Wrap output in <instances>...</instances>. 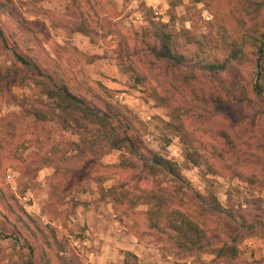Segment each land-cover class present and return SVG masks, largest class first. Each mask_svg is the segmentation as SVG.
<instances>
[{
	"label": "rangeland",
	"instance_id": "rangeland-1",
	"mask_svg": "<svg viewBox=\"0 0 264 264\" xmlns=\"http://www.w3.org/2000/svg\"><path fill=\"white\" fill-rule=\"evenodd\" d=\"M1 32L0 264H157L158 253L220 263L177 248L161 224L178 206L223 228L213 245L264 238V0H0ZM165 34L181 59L158 58ZM59 87L93 112L63 111ZM115 137L123 144L105 150ZM149 151L174 173H152ZM93 207L160 249L103 255L101 223L95 233L84 222Z\"/></svg>",
	"mask_w": 264,
	"mask_h": 264
},
{
	"label": "trees",
	"instance_id": "trees-1",
	"mask_svg": "<svg viewBox=\"0 0 264 264\" xmlns=\"http://www.w3.org/2000/svg\"><path fill=\"white\" fill-rule=\"evenodd\" d=\"M1 2H2V0H1ZM254 7L257 8V5L254 4ZM0 34H2V32ZM150 50L153 52V54H155V51H154V50H156L155 47H153L151 45ZM258 53H259L258 62H257V65L259 67L258 85L264 90V46L259 50ZM157 55H158V58L171 59V61H174V59H176V60L181 59V55L174 52V50L170 46V42H169V38L167 37V34H165V39L162 41L161 51H160V53H157ZM17 58L21 59L22 62H25L26 64L29 63V62L23 60L25 58L21 54H17ZM59 91H60V93H58V91L56 90V94L57 95L59 94L61 101L67 102L64 106H62L59 103V105H60L59 107H61V109L63 111H66L67 109L72 110L73 108H75L78 112H80V111L81 112L84 111L86 113H88V112L92 113L93 112V110H91V108H84V109L79 108V106L76 103L80 102V98L74 96V94H72L70 91L65 89V87H61V88L59 87ZM258 92H259V90H258ZM106 117L108 118V115H106V113H105L103 116H101V119L104 120ZM61 120H62L61 126L63 128H66V129L74 128L71 124H68V122L66 121V119L64 117H61ZM109 125H110V123H109ZM176 128H177L178 132H180L182 134L181 137L184 140L183 144L186 146V148L187 147L189 148V144H188L189 135H187L188 133H187L186 129L184 128L183 125L180 124V122H178V123L176 122ZM185 136H186V138H185ZM111 139L113 140L114 138H111ZM111 139L104 141V144L107 145L105 150H108L111 148H116V147H119L123 144L121 137H115V139L113 141H111ZM131 144L135 145V143L133 141L131 142ZM91 152H93L92 148L89 150V153H91ZM186 154L189 155L190 159H192L194 161L196 160L195 157H193L191 153L187 152V149H186ZM147 156H148V158H151L150 159L151 163H149V165H150V170L152 171V173L155 172V169L153 170V168L164 170V171H166L165 169H167L168 173H170V174L174 173V166L175 165L172 162L162 158L161 156L153 153L152 151H149ZM144 158H146V156H144ZM113 186H111L109 188V190L114 189L115 185H113ZM120 187H121V185H120ZM154 200H155V198H154ZM157 204H158L157 207L162 209L160 203H157ZM179 209L180 208L178 206L175 210L172 209L173 211H170V212L175 213L177 215V217H175L173 219V221H170L168 223L162 222V224H161L162 226L165 224V227L168 230L172 229L175 232L174 237L176 240H174V241L177 245V248L178 249H180V248L190 249L192 246H195L197 249V252H195L191 248L192 250L190 252L185 250V254L191 255L194 253V254L198 255L201 252L202 253L203 252H209V253L215 254V256H217V257L222 258L226 264H231V260H232L231 257L236 255L235 245L234 246L228 245L225 240L220 241L221 242L220 245H213L212 244V242L215 243L212 240L217 241V240H219V238L220 239L222 238V237H220L219 230L223 229V228L221 227L220 229H218V231H215L212 234L209 231V230H211L210 227H208L204 223L199 224L196 221H192L191 219L186 218L184 216V213L182 211H180ZM214 211H216V209ZM206 227H208V228L206 229ZM230 236H231V240L233 242L236 243V241H238V237L235 238V236H232V235H230ZM177 264H180V263L177 262Z\"/></svg>",
	"mask_w": 264,
	"mask_h": 264
},
{
	"label": "crops",
	"instance_id": "crops-1",
	"mask_svg": "<svg viewBox=\"0 0 264 264\" xmlns=\"http://www.w3.org/2000/svg\"><path fill=\"white\" fill-rule=\"evenodd\" d=\"M123 93L125 94L126 92H117V96H121V94ZM111 186L112 185H110V187ZM100 210H102V212ZM86 211L88 212V210ZM92 213L94 216L91 215ZM89 216L91 217V219L90 217L88 218L87 216L84 222H86L87 225L90 226V229H92V231L94 232L96 231V227H99V223H101V226L103 227L101 231L103 234H106L104 237L103 236L102 237L106 238V240H109L108 246H104L105 252L103 253V255H108L109 257L111 255L113 256L115 254L114 249L116 246L123 248V251L131 252L137 256H139L142 251L148 253V249L154 251L160 249L159 242H157L156 245L154 244V242H149L150 241L149 238L151 239L152 237L150 232L144 231L143 234H141L140 236L139 234L133 232L128 226L126 227V224L127 225L132 224L131 223L132 221L127 219L126 216L124 215L119 216L117 215V213L112 211V217L110 218L109 210H105L104 208L97 209V207H93L92 209H90ZM112 218L114 220H117L118 223L117 225V223L115 222V226H116L115 228H113L114 224L111 223ZM97 232L98 231H96L95 233ZM237 237H238V241L237 244L235 245V250H236V254L239 257H242L246 260H254L256 258H261V256L264 255V238H260L258 236L256 237L252 233L249 235L242 234ZM143 239H145L146 243L148 244L144 243ZM212 254L213 253H211V255L209 256L211 257ZM156 256L158 257L157 264H177V262L179 263L182 262L178 258H176V256H174L173 254L166 255L165 258H163L159 253L156 254ZM195 259H197L198 261L197 262L193 261ZM219 260L220 263L216 262L215 264H226L225 261H223V259H219ZM181 264H204V263H201L200 257H197L196 255H191L188 260H186L184 263ZM231 264H235V263H231Z\"/></svg>",
	"mask_w": 264,
	"mask_h": 264
},
{
	"label": "built area",
	"instance_id": "built-area-1",
	"mask_svg": "<svg viewBox=\"0 0 264 264\" xmlns=\"http://www.w3.org/2000/svg\"><path fill=\"white\" fill-rule=\"evenodd\" d=\"M6 177H7V178H10V177H11V174L7 173V174H6Z\"/></svg>",
	"mask_w": 264,
	"mask_h": 264
},
{
	"label": "water",
	"instance_id": "water-1",
	"mask_svg": "<svg viewBox=\"0 0 264 264\" xmlns=\"http://www.w3.org/2000/svg\"><path fill=\"white\" fill-rule=\"evenodd\" d=\"M264 44V41H263V43H262V45ZM262 45H261V47L259 48V50L262 48ZM258 55H259V53H258Z\"/></svg>",
	"mask_w": 264,
	"mask_h": 264
}]
</instances>
